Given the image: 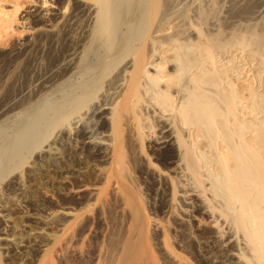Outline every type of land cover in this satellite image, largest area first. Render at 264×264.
<instances>
[{"label": "bare ground", "instance_id": "1", "mask_svg": "<svg viewBox=\"0 0 264 264\" xmlns=\"http://www.w3.org/2000/svg\"><path fill=\"white\" fill-rule=\"evenodd\" d=\"M55 2L67 51L49 91L0 122V183L45 147L25 175L53 197L50 232L9 233V197L36 205L11 177L0 264H264V0Z\"/></svg>", "mask_w": 264, "mask_h": 264}, {"label": "rangeland", "instance_id": "2", "mask_svg": "<svg viewBox=\"0 0 264 264\" xmlns=\"http://www.w3.org/2000/svg\"><path fill=\"white\" fill-rule=\"evenodd\" d=\"M55 1H57V0H0V11L2 13L7 14L8 16L10 15L11 16L10 18H12L8 24V29L5 33V35L3 34V36L0 38V122L7 121V123H9L13 119L15 114L22 113L29 106H33L36 103H38V101L41 99V97L43 95H45L46 93H48V91H49V87L51 84L49 82L51 81L52 75L56 69L55 65L60 64L62 61L60 63H59V61L63 60V58H64V54L67 51L66 50L67 49V43L65 41V36H64L63 21L62 20L59 21V23L57 24L56 29H55L56 34H55V36L52 37V35L48 31V26H47L50 23L49 22L50 16H48L46 14H48L47 12L51 11V9H54L53 7H55V6L59 7L60 17L66 15L69 11H68V8L65 6L64 2L63 3L61 2V5H60ZM33 11H37L42 15L44 14L43 20L41 21V24L39 25L40 29L38 31L33 30L32 20L29 17V14L32 13ZM45 11H46V13H44ZM13 17H14V19H13ZM45 17L47 19H45ZM77 18H78V16H77ZM80 20L81 19H78V21H80ZM61 25H63V26H61ZM60 31H62V32H60ZM77 31L78 30L76 29L75 33ZM57 60H58V62H57ZM51 69L54 71H52ZM50 72H53V73H50ZM252 74H253V71H250V73L248 75L252 76ZM45 79L48 80L49 82L48 81L46 82ZM42 81H43V83H42ZM38 86H39L38 90H40L42 88L43 91H45V92H43L42 89L40 90L41 92H38L37 91ZM40 86H42V87H40ZM33 94H35V95H33ZM38 97H39V99H38ZM29 99H31V100H29ZM27 101H29V102L27 103ZM10 111H12V112H10ZM44 148L45 147H42V149L35 150L31 155L28 156V158L25 159V161L22 163L21 167L18 166V168L13 173L8 174L7 175L8 177L6 176L4 181L0 183V193H1L0 196L4 197V196H2L1 190L4 188L5 183L8 182L9 180H11V177L19 176L22 180L21 185L23 187L24 194L27 195V197H29L30 199L36 198L35 199L36 205L35 204L33 205L35 208L32 206V207H27L28 209H25V207H23L22 202H19V205H18L17 204L18 203L17 201H19L18 199L12 198L13 199L12 200L10 197L8 199V204H7L8 206H10L11 208L14 207V209H19L18 207H21L22 210H24V212L21 210H18L19 213H17V210H16V213H13L12 219H10V221H12V220L13 221L12 222L8 221L9 224L11 223L10 226L13 225V227H11L13 231H11L12 233L9 231V233L13 237L16 238L15 239L16 241H19V239H20L19 235H20V232H22V231L31 230L30 232L32 233V238L34 237V240L36 239V241L38 239H40L39 238L40 235L38 234V232L43 231L44 233L42 232V234H45L46 231H47V233L50 232L49 228H46V224L49 227L50 219H49V216L47 214H48V212H50V210H49L50 203L49 202H50V200H52L51 198H53V197H52L51 193L49 191H47L48 187L41 188L40 190L38 189L39 186L41 187V183L44 181L43 179L37 178L36 180L32 181L30 178H27V176L25 175L26 171L32 170L33 162H35V156L44 154V152H43ZM144 153H145L146 157H148V154L145 151V149H144ZM126 161L128 162V158H126ZM126 163H125V166L129 167L128 168L129 172L133 174L132 166L129 163H128V165ZM130 168H131V171H130ZM35 188H37V189H35ZM37 192L40 194L39 198L34 197V195H33V193H37ZM144 192H147L146 189H145V191L143 189H141V192H139L138 194L142 195V193H144ZM148 192H150V191H148ZM149 194H151V197H153L152 192H150ZM92 196L93 195H91L90 197H92ZM48 197H50V198L48 199ZM150 199L153 202V199L152 198H150ZM44 201H46V202H44ZM47 201H48V203H47ZM91 202H92V200H91ZM44 204L46 205V207ZM15 205H16V207H15ZM59 208H58L59 218L60 219L62 218V220H60V221H62V222L63 221L66 222L67 220L71 221L72 220V217H71L72 214H67V211H65L62 208H60V209ZM31 209H33L32 210L33 212L31 211ZM113 209H114L113 206L112 207L110 206L109 211H108L110 216H113V211H114ZM95 210H96V208H94V211ZM94 211H93V213H94ZM35 212L39 213V215L38 214L34 215L35 218H37V217L38 218L36 220H34V219L31 220L29 215L31 213L36 214ZM25 213H26V215H25ZM89 214H91V213H89ZM41 215H42V218H41ZM151 217H155V218H151L153 221H155L157 219V217H158V219H162L161 217H163V215L160 213H157L156 216H151ZM24 221H25V223L27 222L29 224L26 225L27 223L25 224ZM8 222H7V224H8ZM74 222H76V221H74ZM1 223L5 224L6 222H2V218H1ZM17 223H18V225H17ZM4 224H3V226H5ZM38 225H41L40 228H38L39 227ZM74 225L77 226L78 223H75ZM42 226H45V227H42ZM1 227H2V224H1L0 228ZM25 228H27V229H25ZM28 228H30V229H28ZM45 228L48 229L49 231L45 230ZM93 230H95V229H93ZM16 231H17V233H16ZM22 234L24 235L25 233H22ZM2 236L5 237L6 235L1 234L0 239H2L1 238ZM12 236H9L11 238H9L7 236L6 239H9V240L13 239ZM14 257L15 258L13 259V262H16L20 256L17 257V255H16Z\"/></svg>", "mask_w": 264, "mask_h": 264}]
</instances>
